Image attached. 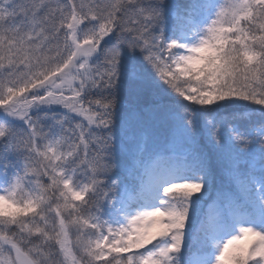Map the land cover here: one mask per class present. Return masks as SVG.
Masks as SVG:
<instances>
[{
	"label": "snow or ice",
	"instance_id": "obj_1",
	"mask_svg": "<svg viewBox=\"0 0 264 264\" xmlns=\"http://www.w3.org/2000/svg\"><path fill=\"white\" fill-rule=\"evenodd\" d=\"M0 264H264V0H0Z\"/></svg>",
	"mask_w": 264,
	"mask_h": 264
}]
</instances>
